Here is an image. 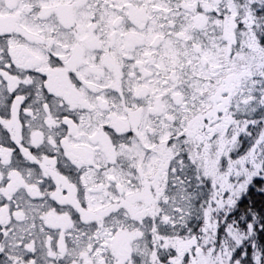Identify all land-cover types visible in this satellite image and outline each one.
<instances>
[{
	"label": "snow or ice",
	"instance_id": "1",
	"mask_svg": "<svg viewBox=\"0 0 264 264\" xmlns=\"http://www.w3.org/2000/svg\"><path fill=\"white\" fill-rule=\"evenodd\" d=\"M0 264H264V0H0Z\"/></svg>",
	"mask_w": 264,
	"mask_h": 264
}]
</instances>
